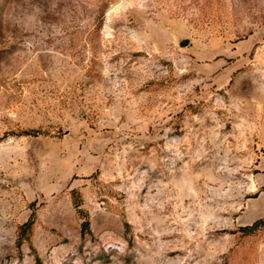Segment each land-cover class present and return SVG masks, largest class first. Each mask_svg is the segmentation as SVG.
Wrapping results in <instances>:
<instances>
[{"label": "rangeland", "instance_id": "obj_1", "mask_svg": "<svg viewBox=\"0 0 264 264\" xmlns=\"http://www.w3.org/2000/svg\"><path fill=\"white\" fill-rule=\"evenodd\" d=\"M258 219L264 0H0V264H264Z\"/></svg>", "mask_w": 264, "mask_h": 264}, {"label": "trees", "instance_id": "obj_2", "mask_svg": "<svg viewBox=\"0 0 264 264\" xmlns=\"http://www.w3.org/2000/svg\"><path fill=\"white\" fill-rule=\"evenodd\" d=\"M85 225H87V221L84 222ZM264 224V220L263 219H258L256 221H254L251 225H245L243 227H241V231L250 234L252 232H254L260 225ZM30 226V222L24 223L20 226V231H23L26 227Z\"/></svg>", "mask_w": 264, "mask_h": 264}, {"label": "water", "instance_id": "obj_3", "mask_svg": "<svg viewBox=\"0 0 264 264\" xmlns=\"http://www.w3.org/2000/svg\"><path fill=\"white\" fill-rule=\"evenodd\" d=\"M187 43H188L187 40H181L179 44L180 46H185Z\"/></svg>", "mask_w": 264, "mask_h": 264}]
</instances>
